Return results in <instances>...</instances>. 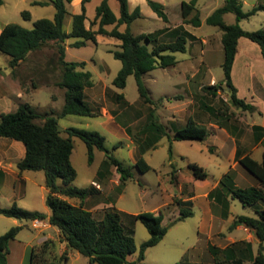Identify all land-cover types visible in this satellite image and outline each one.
Here are the masks:
<instances>
[{"label":"rangeland","instance_id":"obj_1","mask_svg":"<svg viewBox=\"0 0 264 264\" xmlns=\"http://www.w3.org/2000/svg\"><path fill=\"white\" fill-rule=\"evenodd\" d=\"M38 1L48 4L36 5L35 2ZM154 1L165 6L169 22H164L157 15L152 17L144 10L145 16L135 20L131 25V31L135 35L157 34L156 41L148 43L150 50L155 44L169 43L174 40L169 30L179 25L182 20L181 3L191 0ZM241 1L245 11L264 4V0ZM224 2L225 0H199L197 9L200 12L202 25L199 28L184 25L186 30L199 38L188 40L185 53L173 54L178 61L175 66L156 68L145 76L151 97L156 102L154 105H149L140 99L134 76L128 78L124 89H119L113 84L122 67L121 61L117 60L113 54L114 51L119 50V40L102 36L97 45L90 43L81 48L72 46L78 40L76 38L70 37L65 41V60L68 62L85 61L87 63L85 70L92 73L96 90H102L106 94L105 99L97 97L98 109L103 107L115 113L120 124L128 120V129L136 145V153L134 157L131 155L124 133L114 129V126L104 125L103 119L97 117L70 115L59 118V126L64 136H67L65 129L69 127L97 131L106 137V146L116 158L126 165H134L135 161L142 156L140 146H145L154 138L151 132L145 131L153 108L158 114L159 121L166 127L167 136L157 147L150 148L145 153V159L151 166V170L141 174L134 169V178L127 182L124 189L120 187V175L116 167H113V173L109 172L106 179L109 197L118 209L126 212L125 214L153 211L161 207L165 212L164 225L168 226L179 216L181 206L178 202L180 200L187 201L185 208L194 212L192 217L170 227L158 245L147 249L146 264H185L186 254L192 255L193 258L197 254L204 257V254H213L210 250L213 246L217 250H222L225 245H234L239 242V238L234 242H219L226 234L225 231L220 230L219 233H214L212 239L209 240L207 236L209 230L227 229L230 226V220L238 215L257 216L254 209L244 206L238 199L227 196L221 189L219 194L214 191L218 187V181L220 182L231 168L232 170L236 168L235 171L233 170L235 178L236 174L238 176V173L243 172V169L248 172L236 161V151L239 149L243 154H252L257 145L255 141L257 131L254 130V126L264 125V88L262 85L264 84V59L257 44L243 38L246 43H241V46L239 44L236 65L232 70L233 83L239 92L237 96L240 95L239 98L247 103L257 105V110L250 112L236 107L231 101L230 90L223 83L222 32L218 27L208 25L206 19L214 10L223 6ZM99 3L98 0L90 2L88 7L90 17L95 15V9ZM132 4L133 7L141 4L144 9L152 11L147 1L132 0ZM110 5L119 14L118 1L113 0ZM24 11L30 12V18L26 19L23 16ZM55 13L56 9L52 0H4V4L0 7V31L9 23L32 29L35 21L42 18L53 19ZM236 21L234 14H228L225 18L226 24H234ZM240 25L250 32L263 28L264 11H259L251 18L242 20ZM97 27L95 25L93 29ZM65 29L68 33L72 30L71 16L66 18ZM125 29L126 26H121V30ZM159 30L164 31L160 33ZM241 49L244 52V58H242ZM61 74L56 42H50L42 49L31 52L27 59L15 68L10 66V57L0 51V92L7 93L2 96L0 94V114L14 111V103L17 105L29 103L38 114L42 115L60 112L64 105V90L57 86ZM215 84L219 86L216 94L206 89ZM11 94L13 98L9 96ZM120 94H123V97H120ZM88 98L92 100V96ZM87 102L92 107L94 106L89 100ZM202 104L210 109H205ZM189 117L196 122L197 127L207 129V139L204 141H173L175 131L185 127ZM37 122L42 123L43 121L38 119ZM169 139L173 144L171 159L169 158ZM117 145L119 147L116 148ZM259 153L257 152L254 156L256 159H260ZM71 160L77 171V178L73 185L78 188H86L90 185L100 164V170L106 172L110 167L105 163L104 152L100 150L95 151V160L89 164L87 147L80 138H74ZM192 162L203 167L208 173L206 180H199L193 175L188 168V164ZM30 174L37 180L27 181L25 186L27 196L20 200V205L23 206L19 207L41 209L39 179L44 178V172L32 171ZM251 176L256 180L253 175ZM248 183L244 176L237 182L235 181L239 187L248 186ZM6 205V199L0 196V206L6 207ZM210 212L217 220L212 225L206 222V215ZM103 215V210L94 212L98 220H101ZM219 219L222 220L218 221ZM125 221L131 223L130 217L125 215ZM133 227L137 246V252L133 257L136 258L142 243L149 239L150 234L140 221L134 222ZM0 229H2L1 225ZM21 233L22 236L30 238L35 234L30 229H25ZM49 244L46 252L47 260L59 259L54 257L53 244ZM239 247L245 248L243 245ZM244 251V254H248L247 250L244 249ZM82 258L74 264H87L83 261H86L85 257Z\"/></svg>","mask_w":264,"mask_h":264},{"label":"trees","instance_id":"obj_2","mask_svg":"<svg viewBox=\"0 0 264 264\" xmlns=\"http://www.w3.org/2000/svg\"><path fill=\"white\" fill-rule=\"evenodd\" d=\"M72 1L74 0H52L56 9L54 18H42L35 21L32 29L24 28L16 23H9L0 31V51L10 57L12 68L25 61L31 52L42 49L50 42H56L62 71L57 86L64 90V105L58 113L38 114L29 103H23L13 112L0 114V137L24 144L25 156L17 166L20 172H44L45 186L48 189L46 205L51 212L49 223L59 229L62 240L67 242L70 249L88 258L90 264H146L147 249L158 245L170 227L194 215L193 210L185 208L184 205L187 201L180 200L178 202L181 206L179 216L168 226L162 224L163 211L156 213L147 211L130 215L115 208H108L104 210L103 218L98 220L93 212L85 207L86 199L95 193L96 188L93 185L86 188H78L73 185L77 178V171L72 164L71 156L74 150V138H80L85 143L89 164L94 162L96 150L104 152L105 163L116 167V171L120 175V187L124 189L127 182L134 178V169L141 174L151 170L144 155L167 136L166 127L159 121L157 112L153 108L150 112V122L146 125L145 131L151 132L154 138L151 142L148 141L145 146H140L142 156L137 159L134 165H126L116 158L106 146V137L97 131L69 127L65 129L67 136H64L59 126V118L70 115L81 117H97L99 115L85 101V90L94 86L93 75L90 71L85 70L87 65L85 61L68 62L65 60V41L70 37L76 38L78 40L72 46L81 48L87 46L89 42L97 44L98 35L119 40V50L114 51L113 54L117 60L121 61L122 67L113 84L119 89H124L128 78L134 76L140 99L149 105H154L156 102L151 97L145 76L156 68L175 66L178 61L173 54L187 51L188 40L195 39V36L188 32L184 25L193 27L202 25L200 12L197 9L199 0L181 3L183 23L169 30L174 40L169 43L155 44L152 50L148 43L155 42L157 34L135 35L131 31L132 23L142 18L139 6L131 11L129 0H117L120 5V16L117 17L109 5V0H103L96 8V15L91 21V27L87 28L85 25L86 4L91 0H83L82 12L72 15V30L68 33L65 29V21L69 14L67 5ZM147 3L159 18L166 23L169 22L165 6L162 3L154 0H147ZM3 4L4 0H0V7ZM35 4L45 6L48 3L38 1ZM259 11H264V5L261 4L252 10L245 11L240 0H225L224 5L214 10L206 19L208 25L218 27L222 32L223 83L231 92V101L236 107L250 112H255L257 107L237 96L238 88L233 83L232 70L241 38H247L257 44L264 59V27L250 32L244 30L240 25L242 20L251 18ZM22 14L26 19L31 15L28 11H24ZM226 14H234L236 23L226 24ZM95 25L98 26L97 29H93ZM123 25L126 26V29L122 31L120 28ZM107 26H113V29L108 30ZM164 30L158 32L161 33ZM206 89L216 94L219 86L215 84ZM120 97H123V94H120ZM202 106L205 109H210L205 104ZM38 119H42L43 122L38 123ZM254 130L257 131L255 141L262 142L264 146V128L254 126ZM127 132L130 135L129 129ZM207 137V129L197 127L196 122L190 117L185 127L175 131L173 141H204ZM169 141V158L171 159L173 144L170 139ZM235 159L258 180L259 185L237 186L235 174L230 169L214 191L219 194L221 189L227 196L238 199L244 206L254 209L257 216L239 215L235 217L229 226V231L242 225L253 230L260 241L258 252L254 255L251 243L246 241L236 242L222 250H217L213 246L210 250L215 258V264L219 263V252L229 264H244L246 261L264 264V152L262 160L258 161L251 154H243L237 149ZM188 168L197 179L206 180L208 178V173L197 163H189ZM69 199L78 200L79 203L73 204ZM0 215L22 221L47 219L45 213L19 207L16 203L10 207L0 206ZM125 215L130 217L131 223L125 221ZM136 221H140L146 227L150 237L142 243L137 258L133 260L131 257L137 252L133 227V223ZM21 230V226H16L0 235V264H8L10 242L16 239ZM49 243L46 241L32 248L30 264H61L67 260V256L63 255L57 260L48 261L46 252L50 246ZM241 245L245 248L239 247ZM244 249L248 251V254H244Z\"/></svg>","mask_w":264,"mask_h":264},{"label":"crops","instance_id":"obj_3","mask_svg":"<svg viewBox=\"0 0 264 264\" xmlns=\"http://www.w3.org/2000/svg\"><path fill=\"white\" fill-rule=\"evenodd\" d=\"M82 1L83 0H74L70 4L67 5L68 12H69L68 16L72 17V15L80 14L82 12ZM92 1L93 0H91L90 2H92ZM98 1H100V3H99V5H100L103 0H98ZM112 1L113 0H109V5H110V2H112ZM142 1H147V0H142ZM90 2H88L86 4V16H87V18L85 21V25L87 28L91 27V21L94 20L95 15H96V13H95V15L90 17L88 14L89 13L88 7H89ZM129 3H130V10L131 11H133L137 6L140 7L141 13H142V18L145 16L144 10L152 17H155V15H157L153 10H152L153 11L152 12V11L148 10L147 8L144 9L141 4L136 5V7H133L132 0H129ZM262 5H264V4L262 3ZM110 7H111V5H110ZM71 9H72V11H70ZM113 12L115 13V15L117 17L120 16V12H119V14H117L114 10H113ZM227 15L228 14L225 15V18ZM181 24H182V20L180 21L179 25H181ZM179 25H177V26H179ZM177 26H175V27H177ZM107 29L111 30V29H113V26H107ZM194 36H195V38H199L196 35H194ZM100 37H102V36L101 35L97 36V42L99 41ZM90 43L91 42H89L88 44H90ZM239 43L241 46V43H246V42H244L243 38H241ZM241 51H242V49H241ZM242 58H244V52L243 51H242ZM80 62H82V61H80ZM234 65H236V61H235ZM254 78L255 77L253 75V79ZM262 85L264 88V84H262ZM96 89L97 88L95 87V83H94L93 87L87 88L85 90V101L87 102V100H89V102H91L94 105L92 107L87 102L90 105V107L92 109H94V111L99 114L97 116V118L103 119L102 123L104 125L114 126V129H116L119 132H122V133H124V135H126V138H127L130 150H131V155H133V157H134V153H136L135 152L136 151V145H135L132 137L127 132V129L129 128V126L127 124L128 120L124 121L122 124H120V123H118L119 121L117 120V115H115V113H111L110 110L103 108V107L99 110L98 109L99 104H98V101H96L97 97H99V98L103 97L105 99L106 94L104 92H102V90H96ZM4 93L7 94L6 92L1 91L0 92L1 96ZM114 93H116V92H114ZM238 94H239V92H238ZM9 96H11L13 98L12 94ZM91 96H92V100L88 98ZM18 97L20 98V94L18 95ZM239 97H240V95H239ZM252 99H253V97H252ZM18 106L19 105L14 103V111L18 108ZM256 126H261L264 128L263 124H256ZM163 139L164 138H162L158 143H156L155 147H157ZM257 152L258 153L260 152L259 153L260 159H256L254 157V156H256ZM263 152H264V146H263L262 142H259L255 146L251 156L256 160L261 161ZM145 155H144V158H145ZM24 156H25V146L22 142H19V141L13 140V139L0 137V196L4 197L6 199V201H7L6 207H10L14 203H16L18 206H23V205H20L21 204L20 200L22 198H26V196H27V193L25 190V186H26L27 181L37 180V179H35V177L32 176V174H30V172H32V171H23V172L19 171L17 166H18L19 161H21L24 158ZM105 160H106V157H105ZM113 167H115V166L108 167L109 169L106 172L105 170H100V168H101V164H100L96 170V175L91 180V183L89 186L93 185L96 188V191L90 198L86 199L85 207L88 208L90 211H92L93 214L97 210H100V211L103 210L104 211L108 208H115L121 212H124V211L118 209L116 207L114 201H112L111 197H109V192L107 189L108 187L106 185V179L108 177L109 172L113 173V171H114ZM235 169H233V170L235 171ZM33 172H36V171H33ZM33 175H35V174H33ZM243 176L249 182L248 183L249 185L245 186V187H251V186H258L259 185L258 180L257 179L255 180L254 178H252V176L248 172H246L244 169H243V172H240V174L238 173V176L236 174L235 181L237 182L239 179H242ZM39 182H40L39 187H40V191H41L40 192V202H42V207H41V209H38L36 207H27V209L31 210V211H39V212L45 213L47 215V219L42 220L43 225H44L43 227L36 228L35 227V221H26V220L22 221V220H18L15 218H9V217H5V216L0 215V217H1L0 218V225L2 226V229H0V235L5 233L6 231H8L12 227H16V226L22 227V230L19 232L16 239H14L10 242V254L8 255V264H30V253H31L32 248L34 246H38V245H40L46 241H50V243L53 244L52 246H53L54 257L60 258L63 255L67 256V260L62 262L61 264H74L75 261L82 260L83 259L82 257H84V256H82L77 251L70 249L68 247L67 242L62 240V238L60 236L59 229L55 226H52L49 223V216H50L51 212L46 205V196L48 194V189L45 186V175H44V178L39 179ZM218 184H219V181H218L217 185ZM217 185L215 186V188L217 187ZM69 201L73 204L79 203L78 200L69 199ZM158 211H164V208L160 207L158 209H155V210L149 211V212L156 213ZM163 213L165 216V212H163ZM127 214L136 215L138 213H136V214L127 213ZM206 216H207L206 222L209 223L210 225H212V223L214 221H217L215 219V215L212 214V212H210ZM234 219L235 218H232L230 220V225ZM220 220H222V219H219L218 221H220ZM162 224L164 225V221L162 222ZM25 229H30V230L34 231L35 234L31 238L27 237V236H22L21 232L24 231ZM220 230L225 231L226 234H225L224 238L219 242H222V243L228 242V241L234 242L237 238H239V241H246V242L251 243L252 251H253L254 255L257 254L260 241L256 237L253 230H251V229H249L243 225L237 227L233 231H229V227L227 229H217L216 231L215 230H212V231L209 230V233L207 235L208 239L211 240L213 234L219 233ZM235 233H238V235H235ZM227 247H228V245H225L224 247H222V249H225ZM186 255L189 256L188 254H186ZM186 257H185V261H184L185 264H215L216 263L215 258L212 254H204V257H201L200 254H197V256L195 258H193L192 255H190L187 258ZM136 258H134L133 256L131 257V259H133V260H135ZM85 259H86V261L85 260H83V261L86 262L87 264H90L88 258L85 257ZM218 262H219L218 264H229L226 262V259L223 257L222 254L219 255ZM244 264H254V263L252 261H246Z\"/></svg>","mask_w":264,"mask_h":264},{"label":"built area","instance_id":"obj_4","mask_svg":"<svg viewBox=\"0 0 264 264\" xmlns=\"http://www.w3.org/2000/svg\"><path fill=\"white\" fill-rule=\"evenodd\" d=\"M34 221H35V227L36 228H41L44 226L42 220H34Z\"/></svg>","mask_w":264,"mask_h":264}]
</instances>
